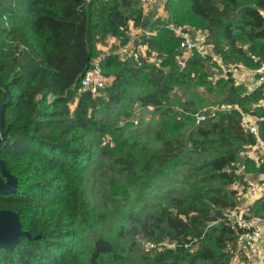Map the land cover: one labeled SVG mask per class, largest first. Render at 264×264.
Listing matches in <instances>:
<instances>
[{"label": "trees", "instance_id": "16d2710c", "mask_svg": "<svg viewBox=\"0 0 264 264\" xmlns=\"http://www.w3.org/2000/svg\"><path fill=\"white\" fill-rule=\"evenodd\" d=\"M165 10L144 15L138 0H0V128L9 138L0 158L18 180L15 194H0V211L16 212L22 229L39 236L0 248V264L235 258L238 231L227 217L239 207L234 186L258 175L263 160L240 164L245 146H257L242 121L264 117V86L249 91L229 68L264 63V0H168ZM172 22L197 31L207 58L177 66ZM130 25L154 32L140 37L147 56L138 60L114 51L131 40ZM105 43L117 44L101 64L106 88L79 93ZM212 68L222 72L215 80ZM204 95L219 109L196 124L213 106ZM91 182L98 195L112 191L131 204L117 219L95 215ZM252 207L264 218L263 198ZM142 239L157 247L143 250Z\"/></svg>", "mask_w": 264, "mask_h": 264}, {"label": "built area", "instance_id": "2783aa9c", "mask_svg": "<svg viewBox=\"0 0 264 264\" xmlns=\"http://www.w3.org/2000/svg\"><path fill=\"white\" fill-rule=\"evenodd\" d=\"M141 6L144 9V15L148 14L151 11L154 0H138ZM168 0H165V4ZM151 7V8H150ZM166 7V6H165ZM150 8V9H149ZM167 28L172 32V34L180 40L178 53L176 55L177 66L184 70L187 66L189 60L200 56L201 58H207L210 54V50L203 45L198 36H194L192 31L185 26H179L175 23H169ZM135 39L131 38L128 44L123 47H119L115 51V54L119 55L120 59H135L138 60L141 56L145 55L146 46L141 44L140 37L146 35L148 37L152 36L154 32H151V29L146 30H135ZM116 43H111L110 47H114ZM110 49L108 47L105 50L106 54H109ZM105 57V54L100 55L98 58L92 61L91 67L85 72L79 89V93H91L92 96H99L101 91L107 86V78L102 69V62ZM233 71V70H232ZM254 73L257 76L258 84L264 85V63L260 67L254 70ZM234 77L236 75L233 71ZM264 106V103H263ZM198 121H205V114H198ZM252 116L247 115L243 117L242 125L243 128L254 134L257 138V146L264 150L263 142L258 136V126L256 120H261L263 118L253 117L256 119L254 121L249 120ZM104 144H110L111 147L114 146L111 139H107ZM264 159V157H263ZM262 162V161H261ZM243 184L245 185L247 191L250 195L258 199H264V178L261 179H249L247 176L243 179ZM227 217L231 220L232 225L238 231V237L236 240V246L245 251L247 257L253 261L257 257H262V254L259 253V249L264 244V218L260 216H243L236 213L227 214ZM169 246V244H167ZM146 248L145 251H153L157 245L151 241L142 239V249ZM144 250V249H143Z\"/></svg>", "mask_w": 264, "mask_h": 264}, {"label": "rangeland", "instance_id": "374dc122", "mask_svg": "<svg viewBox=\"0 0 264 264\" xmlns=\"http://www.w3.org/2000/svg\"><path fill=\"white\" fill-rule=\"evenodd\" d=\"M153 10L154 11H157L156 3H154L151 11L153 12ZM130 27H131V32L129 33L130 34V37L132 38V36H133V38L135 39V36L134 35H136L135 34L136 32H135V30H132V28H134V26L132 27L130 25ZM107 47H109L110 49H114V47H110V45L108 46V45H106V43L105 44H101V46L99 47L100 48V50H99L100 53L103 51L104 48H107ZM117 49H118V47H116L114 49V51H116ZM146 50H147V47H146ZM103 53H104V51H103ZM104 54H106V53H104ZM143 56L146 57L147 54L146 55H143ZM214 58L216 59L215 56H214ZM151 61L152 62H155V61H157V59L155 57H152L151 58ZM219 63L222 64L220 59H219ZM234 68H237V66H235V65L234 66H231L229 69L232 71V70H234ZM211 71L213 72L212 79L215 80L216 78H218L219 76H221L222 72L225 73L226 71H228V68H226V67L225 68H222V72L219 69H217V68H212ZM203 97L205 98L206 101H208V105L213 104V106H211L212 108L209 107V108L204 109L203 111H201L202 112L201 114H205L206 118L208 119L211 115H213V113H215V112L218 111V109H219V102L216 101L215 98H210V97H207L206 95H204ZM209 111H210V113H209ZM203 112H206V113H203ZM137 114H139V113H137ZM256 121H258V120H256ZM199 122L201 123L203 121H198V119L196 118V124H200ZM136 126H138V125H136ZM0 137H1V135H0ZM254 147L253 146H245V148L242 150V152L240 153V157H239V161H240V164L241 165L244 164L245 159L247 157H249V155L251 153L254 152L256 154V152H257L256 149L257 148L255 147L256 149H254ZM262 158H263V156L261 155L260 159H262ZM177 178L179 180H181V179H184L185 176L184 175H179V176H177ZM157 183L159 185V181H157ZM95 189H96V187L94 186V183L91 182L90 183V186H89V192L96 191ZM232 189H233V187H232ZM96 194H97V191H96ZM91 197H92V195H91ZM119 198L120 197L114 196L112 194V191H108V190H104L103 194H100V195L97 194V198L94 199L95 200L94 201V208H93L94 214L96 215V214H99L101 212H104L111 219H117L118 215L120 214V213H117L119 211L120 207L125 206L126 204H131V203L121 202V200ZM134 200L135 201L132 202V203L134 205H137L138 204V200H136V199H134ZM240 205H241V200H240L238 206H240ZM252 208L253 207H251V209ZM115 213H117V214H115ZM250 213L253 214L252 212H250ZM253 216H255V214H253ZM143 249L146 250L145 247H143ZM259 253L262 254V257H257L253 261H251L247 257L245 251L237 247V250L235 252V254H236L235 255V259L232 260L231 264H240L242 261H243V264H264V244H262V246L260 247Z\"/></svg>", "mask_w": 264, "mask_h": 264}, {"label": "water", "instance_id": "95a60500", "mask_svg": "<svg viewBox=\"0 0 264 264\" xmlns=\"http://www.w3.org/2000/svg\"><path fill=\"white\" fill-rule=\"evenodd\" d=\"M252 7L255 8L253 5ZM193 35H197V31H192ZM258 136L264 145V119L257 121ZM0 147L9 143L7 132L4 130L1 122L0 128ZM0 170L2 177H0V194L4 196L13 195L18 189L17 178L9 172L7 164L0 158ZM258 175L264 177V159L259 165ZM37 239L33 237L29 232L22 229L19 214L12 210L0 211V248L12 249L19 245L21 238Z\"/></svg>", "mask_w": 264, "mask_h": 264}, {"label": "crops", "instance_id": "0c3cea01", "mask_svg": "<svg viewBox=\"0 0 264 264\" xmlns=\"http://www.w3.org/2000/svg\"><path fill=\"white\" fill-rule=\"evenodd\" d=\"M154 3H156L157 11H154L153 13L158 16H166V10H165V0H154ZM133 30V29H132ZM198 36V35H197ZM111 44H108V46ZM107 48H104L103 50H107ZM234 73L236 75L235 80L238 84L244 85L249 91H254L258 86V79L256 74L254 73V70H248L245 69L242 66H238L237 68H234ZM249 120L254 121L255 119L250 118ZM257 148V149H256ZM254 147L256 149V154L253 152L249 155V158H252L256 162L260 160L261 155L264 157V150L258 146ZM260 163V161H259ZM259 166V164H258ZM249 179H261L264 178L260 175H254V176H247ZM234 189L238 190L241 200V205L238 207L237 212H234L239 215H245V216H252L251 214V207L254 205V203L257 201L255 197L249 194L247 189H245V186L242 183H238L234 186ZM233 213V212H232ZM235 259V258H234ZM243 264V261L240 263Z\"/></svg>", "mask_w": 264, "mask_h": 264}, {"label": "clouds", "instance_id": "9594fccd", "mask_svg": "<svg viewBox=\"0 0 264 264\" xmlns=\"http://www.w3.org/2000/svg\"><path fill=\"white\" fill-rule=\"evenodd\" d=\"M194 36H196L197 37V35H194ZM259 86H262V85H259ZM264 86V85H263Z\"/></svg>", "mask_w": 264, "mask_h": 264}]
</instances>
